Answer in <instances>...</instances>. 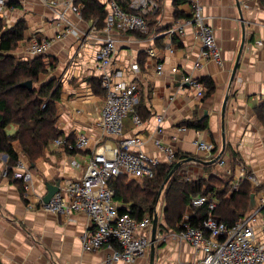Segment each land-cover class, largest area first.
Segmentation results:
<instances>
[{
	"label": "crops",
	"instance_id": "obj_1",
	"mask_svg": "<svg viewBox=\"0 0 264 264\" xmlns=\"http://www.w3.org/2000/svg\"><path fill=\"white\" fill-rule=\"evenodd\" d=\"M2 1L0 21L4 27L9 29L19 23L25 26L22 41L9 55L19 62L33 59L37 56L27 53L28 46L35 41L50 42L41 55L47 72L39 77L36 87L51 81L60 86L59 100L54 105L55 129L61 135L57 139L73 142L85 137L87 145L83 150L68 152L55 147L52 141L31 163L14 143L18 161L26 165L31 175L30 194L23 191L22 183L12 174L2 176L7 157L0 154V264H105L111 250L102 248L92 253L82 250V236L92 231L86 215L76 213L62 217L46 213L39 209L37 201L44 199L48 187L60 189L68 181L82 178L89 157L103 145L118 146L122 138L140 136L143 140L140 151L157 160L160 166L169 164L164 152L155 146L156 141L176 154L191 155L189 159L194 161L181 163L176 174L182 181L192 182L196 180H191L189 174L194 171L200 177L198 180L206 181L210 169L218 176L214 179L215 188L227 179V170L236 173L231 157L235 154L234 160L242 161L262 188L254 198L255 203L258 196H264V112L257 114V109L264 107L263 0H185L179 3L178 0H156L160 10L148 20L149 35L113 34L116 53L107 71L119 72L121 78L117 81L134 83L139 97L136 113L141 123L135 126L130 117L125 118L122 138L105 136L98 127L105 93L100 86L96 54L101 47L100 39L104 37L103 27L97 28L94 21L83 19L82 9L78 18L67 6L71 2L83 8L79 0H53L56 2L53 6H45L40 0ZM97 1L106 11L107 0ZM194 4L201 6L206 24L214 30L220 63L201 62L200 68L195 67L201 46L191 27H186L183 35L172 40L152 39L153 34L190 18ZM240 49L234 78L230 82ZM149 50L153 57L149 56ZM133 65L137 66V71L131 69ZM157 65H162L160 74L156 72ZM172 69H177L178 73H172ZM187 77L203 85L202 98H196L194 90L184 81ZM204 80H210L214 86L209 97H205ZM204 119L208 123L205 131L182 125ZM13 132L14 128L10 134ZM197 141L212 143L215 146L213 155L200 152L195 144ZM72 161L77 167L71 166ZM220 161H224L223 166ZM124 178L126 182H140L127 176ZM166 185L158 191L152 216V222L154 217L157 218L154 264H199L201 255L189 244L171 236L177 231L174 227L178 229L180 223L173 227L165 222ZM232 192L224 198H229ZM208 197L218 205L216 198ZM115 203L117 210L128 209L127 205ZM196 211L186 207L182 221L195 219ZM151 235L152 225L150 241ZM114 264H150V246L146 255L133 262Z\"/></svg>",
	"mask_w": 264,
	"mask_h": 264
},
{
	"label": "built area",
	"instance_id": "obj_2",
	"mask_svg": "<svg viewBox=\"0 0 264 264\" xmlns=\"http://www.w3.org/2000/svg\"><path fill=\"white\" fill-rule=\"evenodd\" d=\"M45 6L56 4L53 0H40ZM264 2V0H263ZM70 10L80 17L81 7L67 4ZM107 16L105 19V34L101 40V47L96 54V61L100 70V86L105 93L104 106L101 110L98 127L108 137L122 138L123 121L130 117L132 123L138 126L141 122L136 113L139 104L138 89L134 83L117 81L121 78L119 72L107 71L116 53L115 41L111 37L112 31L119 33L137 32L148 33L147 16H155L159 11L156 0H107L105 3ZM4 2L0 0V12ZM62 17V15H61ZM186 27L193 29L194 35L200 43L199 61L195 63L200 68L201 62L213 61L220 63V50L216 42L214 30L208 26L198 4L193 5L190 18L175 22L169 29L152 35V39L160 37L173 39L184 34ZM71 34H75L70 30ZM50 42H32L27 53L41 56L45 53ZM169 48V47H168ZM149 56H154L151 50ZM132 70L137 71L133 65ZM162 65H157L156 72L160 74ZM172 73H178L172 69ZM196 98L204 96L203 85L195 79L185 78ZM162 119L158 118V122ZM143 140L140 136L122 138L118 146L103 145L87 160V170L80 179L70 180L65 187L60 188L49 202L37 201L39 209L46 213L68 216L82 213L86 215L92 226V231L81 238L84 252L90 253L101 248L112 251L105 260V264L117 262H133L144 256L150 246V228L152 217L145 216L142 220H134L128 213L119 214L113 200L114 191L109 187V181L127 176L137 181L150 180L155 176V170L160 166L155 159L149 158L140 151ZM197 149L209 156L213 155L215 146L212 143L195 142ZM55 147H62L68 152L83 150L87 145L85 137H79L73 142L56 139ZM155 146L164 152L167 163L175 160L176 153L168 146ZM220 166L224 161H220ZM71 166L77 167L72 161ZM234 169L227 170L230 191H236L242 181L251 182L258 186L256 178L249 174L240 160H235ZM11 171L15 180L22 183L26 194L32 190V180L26 165L18 161L12 168L6 167L2 173L6 177ZM252 210L246 215L239 216L232 225H225L215 215L216 203L209 197L202 196L191 200L189 208L196 210L207 208V217L197 226H192L188 220H183L178 230L172 235L174 240L189 244L201 255L199 264H264V196H258Z\"/></svg>",
	"mask_w": 264,
	"mask_h": 264
},
{
	"label": "trees",
	"instance_id": "obj_3",
	"mask_svg": "<svg viewBox=\"0 0 264 264\" xmlns=\"http://www.w3.org/2000/svg\"><path fill=\"white\" fill-rule=\"evenodd\" d=\"M185 0H178L182 2ZM82 8V17L85 20H96L97 28L104 26L106 13L104 5L97 0H79ZM151 18L147 19L148 20ZM147 34L137 32L129 33L137 37H146L150 34V26ZM25 31L23 24H17L12 28L4 27L0 21V154L7 157V167L12 168L18 162V155L13 148L17 143L22 153L33 163L42 154L48 144L58 137L60 133L55 129L56 115L55 103L59 100L60 86L54 81L35 87L39 77L45 75L47 66L43 62V56L19 62L9 53L16 51L18 43L22 41ZM32 82V89L28 90L19 87L24 82ZM209 97L214 92L213 83L204 80ZM264 107L257 109L261 115ZM183 126L196 131L208 129L207 120L188 121ZM9 128H14L12 134L8 133ZM215 152V150H214ZM213 152V153H214ZM191 155L176 154L175 160L169 165L159 166L155 170L153 179L126 182L124 176L109 181V187L114 191L113 200L127 205V210L120 208L119 214L128 213L134 220H142L145 214L152 217L156 199L160 187L167 178L172 168L179 163L191 158ZM232 165L236 155L232 154ZM234 169V167H233ZM11 174L9 171L8 175ZM227 183L230 177H227ZM224 180L215 188L208 185L204 180L192 182L182 181L177 174L171 176L166 185L164 218L168 226L181 223L186 207L190 206L192 199L202 196H211L218 200L215 215L225 225L234 224L239 216L245 215L248 211L251 186L247 181L242 182L236 191L231 193L229 198H224L228 193ZM229 187V186H228ZM230 188V187H229ZM196 218L190 219L192 226H197L207 217V208L196 209ZM198 215V217H197ZM200 219V220H199ZM199 220V221H198ZM174 230H178L174 227Z\"/></svg>",
	"mask_w": 264,
	"mask_h": 264
},
{
	"label": "water",
	"instance_id": "obj_4",
	"mask_svg": "<svg viewBox=\"0 0 264 264\" xmlns=\"http://www.w3.org/2000/svg\"><path fill=\"white\" fill-rule=\"evenodd\" d=\"M240 53H241V49L239 50L236 62H235V66L230 78V82H232L233 78H234V74L236 71V67H237V63H238V59L240 57ZM19 87L21 88H25L30 90L32 88V82L28 81V82H24L22 84L19 85ZM226 101L227 99H225L224 103H223V108H222V117L224 115V110L226 107ZM223 141H224V136H223ZM193 159H189L187 161H192ZM194 161V160H193ZM186 162V161H185ZM181 163L176 164L172 170L169 172L167 178L165 179L164 183L161 186L160 192L161 190L164 188L165 184L168 182V180L171 178V176L176 173V171L180 168ZM59 190L58 186H50L47 188V195L44 197L43 202L47 203L49 202V200L51 199V197L57 193ZM255 205V199H254V194L250 195V202H249V210H252L254 208ZM156 227H157V218L154 217L153 218V222H152V235H151V241H150V264H154V243H155V234H156Z\"/></svg>",
	"mask_w": 264,
	"mask_h": 264
},
{
	"label": "rangeland",
	"instance_id": "obj_5",
	"mask_svg": "<svg viewBox=\"0 0 264 264\" xmlns=\"http://www.w3.org/2000/svg\"><path fill=\"white\" fill-rule=\"evenodd\" d=\"M107 2V1H106ZM105 2V3H106ZM73 5V4H72ZM74 6V5H73ZM77 6V5H76ZM77 7H80V6H77ZM106 7V6H105ZM81 9H82V7H81ZM81 9H80V16H81ZM159 10H160V7H159ZM159 12V11H158ZM105 13H106V16H107V9H106V11H105ZM158 14V13H157ZM156 14V15H157ZM155 15V16H156ZM152 17H154V16H147V18H146V22H147V19L148 18H152ZM79 18V17H78ZM106 19V18H105ZM92 21H94V23H96V20H92ZM148 23V22H147ZM104 24H105V21H104ZM105 29V26H103V29L101 30L102 31V33L105 35H107L108 33L104 30ZM132 33V32H131ZM111 37H112V35L113 34H129V33H119V32H117V31H112L111 33ZM103 35V36H104ZM145 35V34H144ZM114 40V39H113ZM36 87V86H35ZM32 89V88H31ZM12 129L13 128H9L8 129V133H11V131H12ZM235 163V162H234ZM7 167V166H6ZM5 170V169H4ZM176 174V173H175ZM211 174V176L209 177V175ZM174 175V174H173ZM197 174H194V171H192L190 174H189V176L191 177L190 179L191 180H198L200 177H198V176H196ZM207 175H208V179L205 181L206 182V184H208V185H213L215 182H214V179L215 178H217L218 179V176L216 175V174H214L213 172H212V170H208L207 171ZM179 178H182V177H180V176H178ZM226 177H229V176H227L226 175ZM226 179V178H225ZM224 179V180H225ZM227 180V179H226ZM248 182V181H247ZM250 183V186H251V189H250V191L252 192L251 194H254V198H255V196L256 195H258L260 192H262V188L260 187L259 188V185L257 186V187H255L251 182H249ZM224 184L226 185V184H228L227 183V181H225L224 182ZM229 185V184H228ZM228 185H227V190H230V186L228 187ZM229 192V191H228ZM42 202H43V200H42ZM44 203V202H43ZM255 206V205H254ZM246 214H248V212L246 213ZM245 214V215H246ZM217 217V216H216ZM88 218V217H87ZM218 218V217H217ZM171 236H172V234H171ZM102 249V248H101ZM107 249V248H106ZM100 250V249H99ZM96 251H98V250H96ZM96 251H94V252H96ZM90 253H92V252H90ZM146 255V254H145Z\"/></svg>",
	"mask_w": 264,
	"mask_h": 264
}]
</instances>
